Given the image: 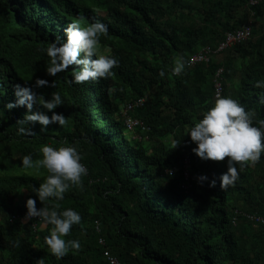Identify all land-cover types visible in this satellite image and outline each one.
<instances>
[{
    "label": "trees",
    "instance_id": "1",
    "mask_svg": "<svg viewBox=\"0 0 264 264\" xmlns=\"http://www.w3.org/2000/svg\"><path fill=\"white\" fill-rule=\"evenodd\" d=\"M76 19L108 24L101 43L119 60L112 77L77 84L70 82L71 70L47 74L49 58L41 48L64 36ZM247 24L245 41L171 74L175 56L189 61ZM218 70L222 95L251 109L254 122L264 119L261 90L254 86L264 78V0H0V264H38L42 258L44 264H107L103 250L119 264H264V229L244 217H264V156L221 189L228 158L202 160L185 134L214 103ZM37 77L55 87H34ZM17 83L45 99L60 91L64 104L53 110L34 104L33 111L62 113L68 124L51 123L41 131L39 122H26L35 134L20 135L17 121L26 107L5 108L16 99ZM137 99L143 105L130 116L144 124L145 131L137 130L144 144L127 137L120 113L122 104ZM174 140H180L175 148ZM64 142L78 147L88 174L84 189L71 188L60 202L61 210L81 214V224L65 239H79L82 247L57 259L44 241L51 225L38 217L20 220L29 197L43 206L33 189L46 175L22 168L21 160L29 153L40 158L43 144ZM201 174L209 180L199 182ZM212 179L215 186H209ZM22 191L28 196L16 205Z\"/></svg>",
    "mask_w": 264,
    "mask_h": 264
},
{
    "label": "clouds",
    "instance_id": "2",
    "mask_svg": "<svg viewBox=\"0 0 264 264\" xmlns=\"http://www.w3.org/2000/svg\"><path fill=\"white\" fill-rule=\"evenodd\" d=\"M64 32V36H57L47 47L41 48V52L46 53L49 58L46 68L49 76L55 77L58 73L71 70L70 82L83 84L106 79L115 74L113 69L118 66L119 60L112 54L110 46L101 43V38L109 33L108 24L100 19H94L90 23L76 19ZM188 65L189 61L182 55H177L170 66V72L179 76L185 72ZM159 75L164 77L165 69H161ZM43 86L55 87V84L53 81L37 77L34 87ZM254 86L261 90L259 95L264 103V78L256 80ZM14 88L16 99L9 101L5 108L26 107L27 112L23 119L17 121V132L20 135L35 134L31 128L24 127L26 122H39L41 131H46V126L51 123L59 126L68 124V117L62 113L52 111L49 116L44 111H33L34 104L42 105L47 110L64 104L60 91L52 92L51 98L45 99L43 94L38 95L33 91L32 86L17 83ZM186 133L196 145L192 151L202 160L223 161L225 157L228 158L227 170L219 177L221 189L235 184L239 179V169L254 165L264 156V119L254 122L253 111L246 109L243 103L232 96L218 93L212 106L186 130ZM179 143L180 140H174L173 148ZM39 151L42 153L40 158L34 159L29 153L23 155L21 160V167L24 169L34 170L36 173H40L42 169L46 170L39 187L33 189L43 206L37 208L36 199L29 197L26 200V216L38 217L44 225H51L50 234L44 237V241L50 253L60 259L70 250L78 251L82 247L79 239H65L73 225L81 224V214L72 207L61 210L60 202L65 199V193L71 188L84 189V177L88 174V168L82 162V153L76 145L67 142L58 147L43 144ZM197 179L199 182L209 180L205 174H201ZM215 184V179L209 181V186ZM15 243L18 246L19 242ZM38 264H44L43 258Z\"/></svg>",
    "mask_w": 264,
    "mask_h": 264
},
{
    "label": "built area",
    "instance_id": "3",
    "mask_svg": "<svg viewBox=\"0 0 264 264\" xmlns=\"http://www.w3.org/2000/svg\"><path fill=\"white\" fill-rule=\"evenodd\" d=\"M250 33H251V27L249 24H247L240 30L226 33L224 35V39L217 45L216 48L213 49L209 46H206L203 47L196 54L192 55L189 58V65L193 66L195 64H201V63L204 64L209 62V60L212 57L214 56L218 57L225 50L248 39ZM220 75H221V70H218L215 73V79H214V93H213L214 100L216 99L218 93L221 95L223 94ZM142 105H143L142 99H137L121 105L120 113L124 121V126L127 132L129 133H131L132 131L135 132L138 129L142 132L146 130L144 124L141 121L130 116L131 112L135 108L140 107ZM170 171L172 173L173 170H165V173L167 172L169 174ZM183 177L184 180L187 179L188 177L187 172L183 173ZM180 189H182L183 191H186L188 189V186L186 185L185 182L180 184ZM244 217L250 222L251 226H256L264 229V217L259 215H252V214H245ZM13 219H15V217ZM20 220L22 222L35 221L37 220V217L28 218L25 215L21 217ZM98 242L101 246H104V241L101 238L99 239ZM102 255L106 259L107 264H119L118 260L112 255H110V253L107 250H103Z\"/></svg>",
    "mask_w": 264,
    "mask_h": 264
},
{
    "label": "rangeland",
    "instance_id": "4",
    "mask_svg": "<svg viewBox=\"0 0 264 264\" xmlns=\"http://www.w3.org/2000/svg\"><path fill=\"white\" fill-rule=\"evenodd\" d=\"M126 135L129 139L133 138V139H138L139 141H142L143 142L142 144H144V142H146L144 134H142L140 131H135V132L132 131L131 133H127ZM27 196H28V194L22 191L18 195L17 199L15 200V204L19 205V204L23 203ZM43 227H44V225H41L40 228L42 229Z\"/></svg>",
    "mask_w": 264,
    "mask_h": 264
}]
</instances>
